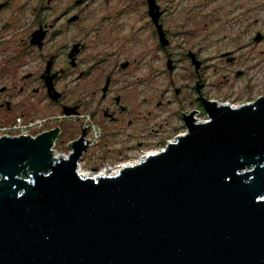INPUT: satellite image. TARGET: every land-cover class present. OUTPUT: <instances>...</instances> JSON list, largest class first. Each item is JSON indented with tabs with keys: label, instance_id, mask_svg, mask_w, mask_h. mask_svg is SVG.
Masks as SVG:
<instances>
[{
	"label": "water",
	"instance_id": "1",
	"mask_svg": "<svg viewBox=\"0 0 264 264\" xmlns=\"http://www.w3.org/2000/svg\"><path fill=\"white\" fill-rule=\"evenodd\" d=\"M166 148L83 176L58 129L0 138V264H264V96L208 104Z\"/></svg>",
	"mask_w": 264,
	"mask_h": 264
},
{
	"label": "flooded vegetation",
	"instance_id": "2",
	"mask_svg": "<svg viewBox=\"0 0 264 264\" xmlns=\"http://www.w3.org/2000/svg\"><path fill=\"white\" fill-rule=\"evenodd\" d=\"M11 4V34L25 39L0 54V123L58 115L59 138L65 125L75 130L67 146L83 138L80 163L90 172L166 148L191 121L209 118L210 103L240 107L264 96L243 100L227 87L253 81L240 54L264 40V0H0V15ZM211 59L237 70L212 81ZM82 114L93 142L74 120Z\"/></svg>",
	"mask_w": 264,
	"mask_h": 264
},
{
	"label": "rangeland",
	"instance_id": "3",
	"mask_svg": "<svg viewBox=\"0 0 264 264\" xmlns=\"http://www.w3.org/2000/svg\"><path fill=\"white\" fill-rule=\"evenodd\" d=\"M13 5H9V8L1 13L0 15V54L1 55H10L11 52L16 48V46L22 42L21 39H25L24 36H14L12 33V20H10L9 18L11 17V15L13 14ZM5 26V28H3ZM218 49V48H217ZM210 56H214L217 54L216 51H210L208 53ZM241 58L246 61L245 66V70L247 71V77H252V83L248 82L247 83V78L242 79V80H232L230 85L227 86L228 88L230 87L231 90L233 91H237V94H234L236 97H239L241 99L244 100L245 96H249L248 100H253L255 97H257L258 95H262L264 94V40L262 42H260L258 44V47L254 50V52L252 53H241ZM7 60V59H6ZM256 61L257 63V67L256 68H251V64H253ZM211 67L209 69V78L212 81H218L220 79H222L223 76H227L230 75L229 77L233 76L234 71L237 70V67H228V68H221L218 63L219 61L216 59H211L210 61ZM6 63H4L3 61L0 60V67L4 68V65ZM164 67L162 66V69ZM166 76L163 74L162 75V79L165 78ZM5 80H3L2 78H0V88L5 84ZM245 86L254 88V90H252L250 92V94H242L239 93V90H243L245 88ZM227 92H229L227 90ZM43 112H50L51 109H45L42 110ZM45 115H49V114H45ZM45 115H37V116H45ZM52 115V114H51ZM206 119V118H205ZM203 119V120H205ZM65 129V133L67 135V138L64 137H60L59 138V143L57 145V149L60 152H72L71 149V145H68V141L71 139V135L74 134L75 130H73V128L71 127V124L65 125L64 127ZM70 147V148H69ZM66 149V150H64ZM159 149V150H163ZM157 150H152L151 152H154ZM150 153V152H149ZM155 153V152H154ZM89 155H86L85 159L88 160L89 163ZM140 161V160H138ZM85 168H89V165H85ZM119 168V167H117ZM107 169V168H106ZM116 169V168H115ZM114 169V170H115Z\"/></svg>",
	"mask_w": 264,
	"mask_h": 264
},
{
	"label": "built area",
	"instance_id": "4",
	"mask_svg": "<svg viewBox=\"0 0 264 264\" xmlns=\"http://www.w3.org/2000/svg\"><path fill=\"white\" fill-rule=\"evenodd\" d=\"M60 119L58 115H46V116H35V117H24V116H16L12 121L6 123H0V138L2 137H21L22 135H33L34 138L39 136L42 133L54 130L56 127L57 121ZM81 120L83 123V127L89 131L88 138L93 142V140L97 137V131L93 129V124L88 114H82L80 116H74V120ZM208 119L201 120V122H205ZM59 143V137L55 142L52 153L53 157L56 159L60 158H68L71 152H60L57 149V145ZM161 150L154 151L155 153ZM153 152V153H154ZM106 166L103 167L102 170H106ZM78 172L85 176H99L101 171L99 172H90L88 171L83 163L78 164Z\"/></svg>",
	"mask_w": 264,
	"mask_h": 264
},
{
	"label": "bare ground",
	"instance_id": "5",
	"mask_svg": "<svg viewBox=\"0 0 264 264\" xmlns=\"http://www.w3.org/2000/svg\"><path fill=\"white\" fill-rule=\"evenodd\" d=\"M144 158H142L140 161H142ZM140 161H136V162H133V163H128V164H125V165H132V164H136V163H138V162H140ZM125 165H123V166H125ZM119 170V168H116L115 170H113V172H109V171H102L101 173H100V175H104V174H114V173H116L117 171ZM85 176H87V175H85Z\"/></svg>",
	"mask_w": 264,
	"mask_h": 264
}]
</instances>
